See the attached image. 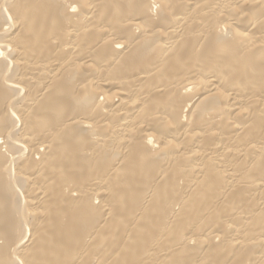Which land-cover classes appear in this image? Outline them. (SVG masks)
<instances>
[{"label": "bare ground", "instance_id": "1", "mask_svg": "<svg viewBox=\"0 0 264 264\" xmlns=\"http://www.w3.org/2000/svg\"><path fill=\"white\" fill-rule=\"evenodd\" d=\"M0 264H264V0H0Z\"/></svg>", "mask_w": 264, "mask_h": 264}]
</instances>
